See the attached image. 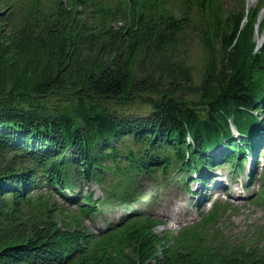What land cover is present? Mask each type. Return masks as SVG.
Returning <instances> with one entry per match:
<instances>
[{
	"label": "trees",
	"instance_id": "1",
	"mask_svg": "<svg viewBox=\"0 0 264 264\" xmlns=\"http://www.w3.org/2000/svg\"><path fill=\"white\" fill-rule=\"evenodd\" d=\"M259 8L0 0V264H264V246L226 234L218 204L176 233L130 208L148 182L241 170L264 145ZM192 36L199 79L182 53ZM136 103L148 110L124 112Z\"/></svg>",
	"mask_w": 264,
	"mask_h": 264
},
{
	"label": "rangeland",
	"instance_id": "2",
	"mask_svg": "<svg viewBox=\"0 0 264 264\" xmlns=\"http://www.w3.org/2000/svg\"><path fill=\"white\" fill-rule=\"evenodd\" d=\"M223 1L227 8H230V10L233 7L238 9L240 5L252 9L260 6L258 16L260 21L263 20L264 0ZM260 32L261 33H255L254 35L257 48H259L262 44L264 38V28ZM184 42L185 44L184 48L182 49V53H185V62L191 66L195 78L199 79L202 65L205 60L204 51L200 40L198 37L192 36L187 37ZM144 110H148L147 106L136 103L130 106L128 109L126 108L124 112L142 114ZM261 150L259 154L260 162L263 160V149ZM230 170L231 165L227 163H223L222 165L211 169V172L217 173L214 181H224V179L226 180L229 178L228 175H234L236 180H238V182L235 183L229 182L226 190L219 192L218 195H215L212 190L208 195L211 199H218L220 202L227 204V210L219 221L220 226L223 228L226 234L230 235L234 239H244L247 242L255 241L257 245L264 246V206L255 204L253 202V200H255L256 191L259 187V181H255L253 187L249 189H243V187H245L242 184L244 182L243 178H246L247 170L239 176H237L236 173L232 171L230 173ZM180 177L181 173L176 175L174 180L168 181L165 187L163 184H158L155 186L156 190L154 192L151 191V182H148L145 190H143V193L147 195L144 199L146 200V203L138 206L133 202L130 204V208L137 207L139 209H144L146 212H150L153 216L163 220L164 224L156 227L158 231L167 229L175 232L182 224L198 221L201 216L200 212H205L209 208V204H205L201 207V209L193 208L192 206L196 200V197L202 195L201 192L203 189L201 191L199 190L200 182L195 183L193 181L191 182V180H188V183H190L188 184L190 192H186L179 181ZM197 187L199 188L197 189ZM88 188L89 190H92L93 196H99L103 193V187L94 181L89 183ZM193 189H196V192L199 190L200 193H192L191 191ZM119 210V213L116 214H114L113 211L108 210L106 215L107 220L115 221L120 213H125L123 208H120ZM92 225V228H96L98 225H105V222L103 219H96Z\"/></svg>",
	"mask_w": 264,
	"mask_h": 264
},
{
	"label": "bare ground",
	"instance_id": "3",
	"mask_svg": "<svg viewBox=\"0 0 264 264\" xmlns=\"http://www.w3.org/2000/svg\"><path fill=\"white\" fill-rule=\"evenodd\" d=\"M262 167V166H261Z\"/></svg>",
	"mask_w": 264,
	"mask_h": 264
}]
</instances>
